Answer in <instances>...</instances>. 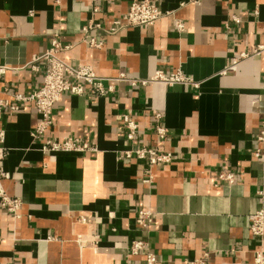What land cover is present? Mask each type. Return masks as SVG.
I'll return each instance as SVG.
<instances>
[{
	"label": "crops",
	"instance_id": "obj_1",
	"mask_svg": "<svg viewBox=\"0 0 264 264\" xmlns=\"http://www.w3.org/2000/svg\"><path fill=\"white\" fill-rule=\"evenodd\" d=\"M134 1L0 0V65L10 67L0 76V89H7L1 97L15 103L12 94L42 85L46 62L34 60L55 33L71 46L59 52L62 60L92 65L105 85L114 84L103 96L66 93L54 107L51 129L38 140L31 135L41 117L34 104L5 109L8 177L1 185L20 208L15 217L0 199V264H146L144 252L129 251L138 239L159 264H253L254 252L264 250V239L250 231L264 188V156L253 154L264 150L258 139L264 54L233 63L264 42V0H157L164 15L154 26L108 33ZM176 18L185 24L182 32ZM91 19L101 25L90 31L100 48L83 41ZM178 69L199 87L110 80L120 72L148 78ZM155 113L169 134L160 143ZM125 115L139 125L134 141L127 138ZM68 137L98 152L41 150L47 139ZM145 145L172 152L174 161L151 166L121 156ZM224 168L238 180L217 187L212 173ZM142 208L154 213L147 228L136 222Z\"/></svg>",
	"mask_w": 264,
	"mask_h": 264
},
{
	"label": "built area",
	"instance_id": "obj_2",
	"mask_svg": "<svg viewBox=\"0 0 264 264\" xmlns=\"http://www.w3.org/2000/svg\"><path fill=\"white\" fill-rule=\"evenodd\" d=\"M97 1V0H93ZM92 12L96 13L99 8L92 5ZM164 15L159 8L157 0H136L129 7L128 11L119 19L113 22L111 28L107 30L108 33H116L124 28L134 27H151ZM237 22L239 19H235ZM175 27L178 32H182L185 28L183 20L176 18ZM101 25L94 20H90L83 26L84 34L83 41L90 47L100 48L103 43L98 41L95 37L90 35V31L94 28H99ZM52 42L50 48L41 56L35 58L34 61L44 60L46 68L44 70V78L42 85L35 91L29 94L14 93L12 103L10 99L0 96V199L1 205L11 211L17 217V211L20 208V200L12 198L4 191L1 180L8 177L4 171L2 160L6 155L4 143L6 132L1 126V120L6 108L16 111L20 108L21 103H32L40 114V120L32 130L31 135L33 139L38 140L46 135L53 124V112L55 105L60 102L66 93L72 95H83L90 93L93 95L103 96L114 90V84L105 85L103 77H100L94 66L89 64L74 65L62 60L58 54L63 50L69 49V44H63L59 39L58 34L52 35ZM264 54V42L257 44L250 52L239 54L234 59V64L241 59L253 56H261ZM34 61L29 65L38 70V66ZM10 69L7 65H0V76L4 75ZM111 82H128L132 86H146L150 83H163L168 86L181 84L185 86L199 87L200 82L186 75L181 69L174 72L166 73L163 70H157L152 76L148 78L130 77L125 72H120L118 76L111 78ZM7 89L1 90L0 93L6 92ZM264 94V86H263ZM154 136L158 143L168 139V130L162 124V114L155 113L154 115ZM124 127L127 129V138L134 141L138 132L139 125L132 120L128 115L124 116ZM259 140H264V130L258 137ZM43 152H98V147L94 146L80 138L68 137L64 139L50 138L47 139L41 146ZM253 154L256 157H263L264 150L255 149ZM122 157H136L140 160H147L151 166H161L169 164L174 161L172 152L164 151L153 146H139L130 150H126L121 154ZM212 176L215 180V186L233 185L237 182L239 175L229 169L214 170ZM148 181H151L148 179ZM262 199V207L250 216V231L255 239H264V188L258 192ZM86 221L85 218H82ZM154 220V213L148 209H140L136 222L140 228H147ZM263 243H261L262 245ZM129 251L131 255H138L140 253L146 254V264H159L158 256L149 250L148 243L144 240H133L130 244ZM204 259L193 261L191 264H203ZM125 264H136L135 262L127 261ZM253 264H264V250L257 249L254 252Z\"/></svg>",
	"mask_w": 264,
	"mask_h": 264
}]
</instances>
